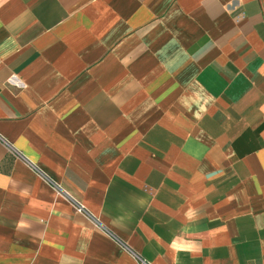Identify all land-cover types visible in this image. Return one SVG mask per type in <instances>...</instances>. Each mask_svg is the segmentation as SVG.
<instances>
[{"label":"crops","instance_id":"0c3cea01","mask_svg":"<svg viewBox=\"0 0 264 264\" xmlns=\"http://www.w3.org/2000/svg\"><path fill=\"white\" fill-rule=\"evenodd\" d=\"M119 241L264 264V0H0V264Z\"/></svg>","mask_w":264,"mask_h":264},{"label":"built area","instance_id":"2783aa9c","mask_svg":"<svg viewBox=\"0 0 264 264\" xmlns=\"http://www.w3.org/2000/svg\"><path fill=\"white\" fill-rule=\"evenodd\" d=\"M7 147L10 151H12L13 153H15L17 156H19V158H21L22 160L25 161V163L31 167L33 170H35L37 173H39L40 175L43 176V178L45 179V181H47L49 183V185H51L53 187V189H55L59 194H61L71 205V207L73 208V210L76 213H79L81 215H84L85 217H87L89 220H91L93 223L97 224L96 219H94V217L91 215V213L84 207V205L77 200L75 197H73L72 195H70L67 191H65L63 188H61V186L53 181H50L49 179H47L40 171L39 169L30 161H28L26 158L22 157V155H20L19 153H17L13 147L9 144H7ZM119 243L121 244L122 248L133 258V260L135 261L136 264H151L150 262H148L147 260H145L143 257H141L135 250H133L131 247H129L127 244L119 241Z\"/></svg>","mask_w":264,"mask_h":264}]
</instances>
